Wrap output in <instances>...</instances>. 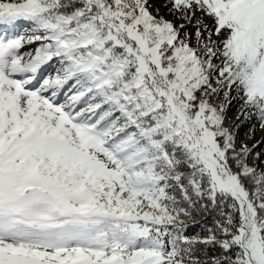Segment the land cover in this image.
Segmentation results:
<instances>
[{
  "label": "snow or ice",
  "instance_id": "obj_1",
  "mask_svg": "<svg viewBox=\"0 0 264 264\" xmlns=\"http://www.w3.org/2000/svg\"><path fill=\"white\" fill-rule=\"evenodd\" d=\"M233 102L264 133V0H0V264H264Z\"/></svg>",
  "mask_w": 264,
  "mask_h": 264
},
{
  "label": "rangeland",
  "instance_id": "obj_2",
  "mask_svg": "<svg viewBox=\"0 0 264 264\" xmlns=\"http://www.w3.org/2000/svg\"><path fill=\"white\" fill-rule=\"evenodd\" d=\"M162 14L167 16V13H162ZM237 108L238 105L235 102L229 105L227 109V119L225 121L226 126L231 125L233 128L235 132L237 145L239 146V143L241 141H246L247 143H249V145H251L256 141L261 140L262 134L264 133H262V131L259 129L255 131L250 141L247 140V133L249 131V128H251L252 126V122L245 120L243 116H239V118H237ZM259 147H264V144L260 145ZM259 147L257 150H259Z\"/></svg>",
  "mask_w": 264,
  "mask_h": 264
}]
</instances>
